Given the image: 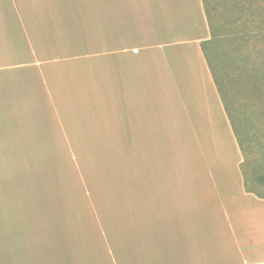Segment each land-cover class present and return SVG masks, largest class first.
<instances>
[{"label": "crops", "instance_id": "crops-1", "mask_svg": "<svg viewBox=\"0 0 264 264\" xmlns=\"http://www.w3.org/2000/svg\"><path fill=\"white\" fill-rule=\"evenodd\" d=\"M62 32L97 36V75L75 73L77 96L55 100L57 107L66 102L63 111L32 101L41 96L37 90L22 93L29 100L19 121L10 111L0 114L7 151L0 158H28L11 152L15 135L25 146H125L114 134L120 106L130 121L138 119L132 129L145 137L156 129L162 144L163 131L177 127L173 139L188 153L179 159L170 203L147 205V215L165 227V246L168 234L178 245L162 256L170 264H264V198L245 188L242 151L201 50L211 38L202 0H0V54L20 59L10 64L4 58L0 69L52 62L42 50L57 49ZM88 113L96 122L82 123ZM160 143L144 142L148 148ZM121 224L90 216L11 219L10 205H0V264H140L136 251L120 245Z\"/></svg>", "mask_w": 264, "mask_h": 264}, {"label": "rangeland", "instance_id": "rangeland-1", "mask_svg": "<svg viewBox=\"0 0 264 264\" xmlns=\"http://www.w3.org/2000/svg\"><path fill=\"white\" fill-rule=\"evenodd\" d=\"M211 1L215 41L207 49L216 59L217 83L223 88L241 147L245 188L264 198V0ZM70 34L68 37L65 33L61 35L66 38L58 39L57 49L42 50L44 60L49 58L52 62L44 61L36 68L0 69V114L10 111L19 121V112L27 109L29 100L22 93L26 94L30 89L41 95L32 99L38 101V105L53 112L66 110V102L57 107L55 100L77 96L75 87H71V81H76L75 73L97 75L100 57L98 40L94 39L97 36L89 33L75 38ZM5 54L8 58L0 54V66L7 65L4 58L10 64L20 60L16 55L10 58L6 51ZM82 80L85 81V77ZM110 108L114 113L115 105ZM121 110L120 106L114 134L118 133L115 135L119 143L125 146H25L18 135L11 137L10 142L15 143L10 145L11 152L26 154L28 158L11 162L0 158V205H10L11 219L119 218L122 224L118 226V232L123 236L120 245L136 251L140 264L142 255L145 264H170L162 255L178 249V245L174 247L173 235L168 234L165 246L162 236L165 227L161 220L147 215V205H169L170 193L178 181L179 159L182 154L184 159L188 150L183 146L182 151L173 139L178 136L177 127L163 131L165 144H162L156 129L143 136V131L131 127L138 119L130 121V114ZM82 119V123L96 122L91 113ZM109 119L106 123L114 126V120ZM1 120L0 115V123ZM55 121L60 123L58 117ZM170 122L173 125V120ZM97 123L104 125L102 118ZM95 126L100 133L101 128L96 123ZM130 142L136 146H130ZM144 142L161 143L148 148ZM6 153V141L1 138L0 155ZM104 205L117 206H109L110 209ZM132 205L136 208L132 209ZM126 222L132 225L125 227ZM148 228L153 231L149 240ZM131 230L140 232L133 234ZM141 246L142 250L139 249Z\"/></svg>", "mask_w": 264, "mask_h": 264}, {"label": "trees", "instance_id": "trees-1", "mask_svg": "<svg viewBox=\"0 0 264 264\" xmlns=\"http://www.w3.org/2000/svg\"><path fill=\"white\" fill-rule=\"evenodd\" d=\"M202 3H203V8H204V13H205V16H206V19H207V22H208V27L210 29V40L208 42H205L202 44V53L204 55V58L206 60V63L208 65V68L210 70V73H211V76H212V79L214 81V84H215V87L217 89V92L219 94V97H220V100H221V103L223 105V108L226 112V115L228 117V120L230 122V125H231V128L234 132V135H235V138L237 140V136H236V133H235V128H234V125L232 123V120L230 118V114H229V111H228V108H227V103H226V100H224V94H223V88L220 86V84L218 85L217 83V74L218 71H217V68L215 67V61L216 59L214 58V56H212L210 54V52L208 51L207 49V46L209 45H212L215 41V33H214V28H213V24H212V21H211V12H212V1L211 0H202ZM238 142V140H237ZM238 145L240 147V144L238 142ZM241 149V147H240ZM247 190V189H246Z\"/></svg>", "mask_w": 264, "mask_h": 264}]
</instances>
